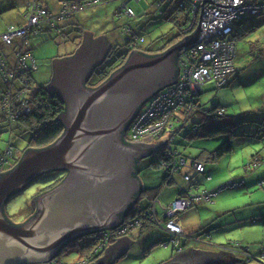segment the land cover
I'll list each match as a JSON object with an SVG mask.
<instances>
[{"label":"water","instance_id":"water-1","mask_svg":"<svg viewBox=\"0 0 264 264\" xmlns=\"http://www.w3.org/2000/svg\"><path fill=\"white\" fill-rule=\"evenodd\" d=\"M201 7L202 15L203 4ZM200 30L199 22L188 38L157 55L132 52L121 68L95 88L85 86L95 68H90L84 79L67 78L71 88L66 86L63 68L75 66L74 56L87 40L110 45L106 36L92 39V33L84 31V41L75 54L55 60L57 94L66 103L59 117L64 131L52 144L26 150L19 163L0 176V264H45L64 241L121 223L142 188L134 154L141 145L144 154L154 144L126 142L123 131L150 97L177 81V54L198 39ZM50 170L65 171L66 175L47 192L32 195L30 204L36 209L33 216L22 222L9 220L6 203ZM77 187L80 190L75 193ZM122 239L124 246L118 244L120 240L109 245L101 258L105 262L98 264L112 263L133 242L128 236ZM234 259L221 250L189 248L163 264H221Z\"/></svg>","mask_w":264,"mask_h":264},{"label":"trees","instance_id":"trees-1","mask_svg":"<svg viewBox=\"0 0 264 264\" xmlns=\"http://www.w3.org/2000/svg\"><path fill=\"white\" fill-rule=\"evenodd\" d=\"M3 1L4 0H0V5L3 7L0 9V12H5L4 10L9 6V9H7L9 11L12 9H18V15L22 22L8 23L6 27L0 32V134L2 132H8L9 134L13 133L23 139L25 146L23 149H18L13 145L11 140L7 142L5 148L0 145V148L2 149L0 152V176L18 164L26 150L48 146L56 141L64 131V126L59 120V117L66 110V103L56 92L50 90V85L54 75L52 68L55 60L58 58L55 59L53 57L48 59V66L50 67L51 75V78L48 82L38 83L36 80H34L33 75L39 70V65L33 52L32 38L40 33L41 30L45 31L52 29L54 31L56 30L57 34H62L67 39V42L72 41L73 38L71 35H73L74 32H77L78 29H70L74 28L73 25L70 24L65 26L64 23L75 15L81 13L78 11L65 18H62L61 20H56V17L51 20L44 19L39 24L29 28L25 36L14 38V41L9 44L4 42L1 36L8 32L11 28L19 29L26 26L28 24V20L30 19V7L28 6L29 0L24 1L23 10H20V5L17 3V0H9V3L6 5L3 4ZM36 1L39 2L43 8L52 13V15H57L60 10V2L66 0H59L57 9L55 10H51L49 7H47L43 0ZM82 1L87 2L89 0ZM110 1L114 2L116 0H100L98 4L86 9H93L102 5H106L109 4ZM118 1L120 2L113 11L111 17L115 21L114 24L112 23L115 28L113 29L117 31L119 40L121 42L117 43L115 41L114 44L112 43L110 45V50L107 57L98 67H96L93 74L91 75L90 80L92 85H95L96 87L108 79L112 73L121 68L132 52L138 51L147 55H157L165 52L170 47L176 45L191 35V33L188 31H191L189 28L193 27V10L190 4L185 0H183L184 5L182 6H180L181 1L178 0H153V6H156L155 8L160 11L164 18L171 20L174 24V28L177 30V34L173 37L170 33L160 36V39H163L164 42L162 46L159 44V39H152L150 41L147 40L146 36L149 35L143 31V26L139 21H135L133 24L132 21L137 18V15L134 8L129 4V1L131 0ZM137 1H139L140 5H143L141 4L142 0ZM128 9L133 10L134 14L128 15ZM141 11H144V14L147 12L145 5L142 6ZM241 23L242 22H239V25ZM236 28L238 29L239 27L235 26L236 32L233 34V40L236 44V49L239 40L256 44V41H252L249 38L248 40L246 39L247 35H244V30L239 31L238 29L237 31ZM192 30L193 32L195 31L193 28ZM112 37L115 38L113 35ZM116 38H118V36H116ZM237 53L238 49L234 60L235 69L231 74L237 70ZM26 54L27 60H25L24 64H21L20 62L26 57ZM179 76L180 72L178 66L176 80L179 78ZM228 82L229 81L227 79L224 84L217 85V87L225 86L228 84ZM199 93V95H194L190 99H187V104H189L190 108L183 106L181 109H178V111L173 114L170 124L164 130L163 135L171 124L173 127H175H172L173 129L170 135L172 142H170V144L168 143L170 149L166 143V145L158 152V160L156 159L155 161H152L154 166H163L165 169L166 175L164 176L161 185L157 187L146 188L143 187L141 183L142 188L140 193L139 195H136L135 202L128 209L126 214L122 215L120 226L112 229H105L106 233H101L103 234L102 237L106 239L105 245L107 244L108 247L111 245V243H116L121 240L122 237H125L129 233L128 230L134 226H139L140 228H137L141 230L144 229L151 234H154L156 229L163 232L161 236L157 237V239L147 245V247L144 249V255L151 253L153 247L157 245L167 248L172 247L174 250L182 251L186 245L185 243L190 240L198 243L214 244L213 240L215 235L213 234L214 231H212V228L209 227L210 225H208V230L201 224L200 229L197 231L187 232L185 237H180V244L178 246H176L172 241V238H175V236L172 235L167 229V223L171 220V218H177L182 223L180 214L189 208L201 204L203 201H193L188 208L177 211L174 216H167L165 211L167 210L168 212L170 205L176 201L177 198H191L195 193L205 190L201 188V184H196L195 181H192V184H189L184 179L185 174L182 172L183 167L179 165L180 161L186 160L192 164L194 162H200L205 164V166L208 164L213 165L218 163L223 156H226L233 151L232 137L234 135L232 134L231 129L245 122L240 120V117L237 118V116L234 115H227L225 113V107L219 104H213L209 109L205 108L200 100V95L203 93L202 87ZM146 104L147 101L140 107L137 115L133 118L134 120H131L128 123L126 127L127 134L130 132L131 125L137 118L141 109H145ZM184 118H186V121H184ZM177 123L180 124V126H175ZM188 123L192 125V131L187 134V137H216L221 134L226 137V139L215 149H203L204 151H201L196 156L189 157L187 154H184L175 148L173 144L174 137L180 131H182V129ZM261 132L263 133L261 136L264 137V128L261 130ZM162 138L163 137L160 139ZM168 150H172L174 152L172 157L167 156V154H170L168 153ZM151 155L143 157L142 159L140 158L141 160L138 161L136 169H138V164L140 161L150 157ZM263 161L264 154L255 153L252 156V160L249 161L248 167L254 171L262 165ZM50 171L60 172L61 170ZM63 172L66 175V172ZM246 173L249 174L248 172ZM176 174L181 175V177L183 175L184 182L182 179H177ZM62 179L63 178L61 177L55 182L46 186L39 194L52 189L57 184H59V181ZM257 179H259V183L264 186V177L260 176ZM229 181L238 183L237 186L234 187L237 189L243 188L246 185L250 186L248 182L249 180L247 181L246 176L233 177ZM186 187L187 190H184ZM230 187L232 186L227 187L225 182H223L219 186L218 190H226ZM190 189L192 190L190 191ZM206 190L208 192L217 191L215 188ZM216 196H212L208 201V204L211 205V202H214L213 199H215ZM154 200H156V202H154ZM164 200H167V204H164ZM245 213L249 214L250 212L248 210ZM5 215L9 219L7 213ZM31 216H33V213L27 219H29ZM254 218L255 217L252 218L253 222H255ZM121 229L124 230L123 233H119ZM83 236L84 237L80 236L75 238L71 244V247L80 251L81 255L79 257L81 259H84L82 257L85 256V258L89 259L88 262H91L92 264L102 263L101 255L103 256L104 252L97 255L96 257L90 258V256H88L91 253V250L98 243L97 235ZM141 240H144L143 234ZM163 243H167V246H162ZM216 245L221 251L225 252L231 257L236 258L233 260V262H223L221 264H250L252 261H257L258 264H264V247L260 250L259 254H255L251 247L252 244H247L244 241L238 239H230L224 243H218Z\"/></svg>","mask_w":264,"mask_h":264},{"label":"rangeland","instance_id":"rangeland-1","mask_svg":"<svg viewBox=\"0 0 264 264\" xmlns=\"http://www.w3.org/2000/svg\"><path fill=\"white\" fill-rule=\"evenodd\" d=\"M119 2L120 1L109 2V4L113 6V11L116 7V3ZM129 4L134 8L137 15V18L132 21L133 24L135 21H139L142 24L143 31L147 35H149L146 36L148 41L152 39H159V44L160 46H162L164 42L163 39H160V36L166 33H170L173 37L177 34V30L176 28H174L173 22L169 19L164 18L161 15L160 11L155 8L156 6H153V0H142L141 4L143 5H140L139 1L137 0H131L129 1ZM144 5L146 7L147 12L143 15H140L141 13H144V11H141L142 6ZM23 7L24 5L23 3H21L20 10H22ZM1 8H3L2 5H0V9ZM89 9L81 10L80 12H84ZM9 12L15 11L12 10ZM258 19L264 20L263 17H259L257 18V20ZM5 20H9V16H6L5 19H0V32L3 30L1 29V27L5 23ZM96 26L97 27H93L90 25V28H96V30H92L93 32H95V34L103 35L104 33L102 30L104 27L101 28L98 24ZM109 26L112 27V23H109ZM235 32L236 31L234 29V33ZM246 37L247 40L249 38L252 41H256V44H252L244 40L238 41V53L236 59L237 70L233 74L229 75L228 84L225 86L217 87L214 81L206 82L202 86L203 93L202 95H200L201 103L205 108L209 109L212 107L213 104H219L225 107V113L227 115H234L237 116V118L240 117V120L245 121L243 124L231 129L232 134L234 135L232 137L233 151L232 153L223 156L218 163L213 164L215 166V171L212 174H214L215 179L220 178L226 174L229 175L228 168H232L231 174L233 175V177H241L242 174L246 175V172L249 173V176H251L253 173H256L257 175L264 174V161L262 165L254 171L251 170L250 167H248L249 160H252V156L255 153L264 154V137L261 136L263 134L261 130L264 128V25H261L259 29L250 33L249 36ZM78 38L79 42L76 47H74L68 46L67 39L62 34H57L56 30H41L40 33L34 36L32 38L33 52L37 59L39 70L34 73L33 79L36 80L38 83L48 82L51 78L50 67L48 66V59L53 57L55 59H60L61 57H65L66 55V57L70 56L71 52H76L77 48L84 41V32L83 35L81 34V36ZM111 38L112 41L115 40L114 37ZM116 42H121L119 40V37L116 38ZM173 85L174 83L170 86ZM185 120L186 118H184V121ZM170 126L163 135L162 140L155 139L154 141H152V139H150L151 141L140 142L154 144H157L160 141H166V143L170 142V135L172 129L175 128L173 126ZM175 126L178 127L180 126V124L177 123V125ZM190 131H192V125L188 123L182 129V131H180L173 139L174 147L183 152L184 154H187V156L189 157L196 156L201 151H204L203 149H215L220 146L221 143L226 139V137L221 134L216 137L193 136L192 138H190L189 136L187 137V134ZM9 140H11L13 145L18 149H23L25 146V142L23 141V139L13 133L9 134L8 132H2L0 134V145L2 147L5 148ZM167 145L170 149L169 144ZM160 149H162V147ZM1 151L2 149L0 148V152ZM168 153H170L167 154L168 157H172V155L174 154L172 150H168ZM157 155L158 153L152 154L150 157L143 159L138 164L139 171L137 172V175L139 176L143 187L152 188L161 185L163 178L166 175L163 166L158 167L152 164V161H155L156 159L158 160L159 156ZM213 165L208 164V168H213ZM182 172L184 174L192 172L189 162L186 164V166H183ZM64 176L65 173L63 171H48L42 173L27 188L14 195L6 203L5 210L8 217L16 222H22L26 220L35 211L34 206L30 204L32 195H38L40 192H42L41 190L43 188L55 182L57 179L61 177L63 178ZM176 178L183 180V175L181 177V175L176 174ZM197 179L205 181L204 176L199 175ZM231 179L232 178H228L225 182ZM211 180L212 178L210 180H207L206 182L203 181L204 183L201 185V188H204L205 186L207 187L205 188V190L215 188L218 191L219 186L223 182L221 181L220 184L216 185L215 183H211ZM259 181L258 183H256V185L252 186L250 190L247 185L239 189L230 187L226 190H221L217 193L216 198L213 199L214 202H211L212 207L216 206L219 208V210H226L235 206H239L236 209L237 214L229 213L226 218H243L241 216L245 211L249 210V212H251L253 209L259 207L260 205L256 202L264 198V186H262ZM154 202H156V200H154ZM181 203L182 202H177L176 207H182ZM206 203L208 204V202ZM164 204H167V200H164ZM262 206L264 207V204ZM185 207L188 208L189 206ZM165 211L166 215L168 216L169 214L167 210ZM120 224L116 227H119ZM137 227L139 226H134L133 228H130L128 232L130 233V231L137 229V237H139V235H141V230L139 229L140 227ZM234 227L235 224L232 223L226 228V230L230 232L234 229ZM256 228L264 229L263 226H258ZM183 229L184 231L181 229L180 233L183 232L185 235L187 231L184 227ZM240 231L241 230H236L234 232L238 233ZM128 234L126 236H128ZM162 234L163 232L156 229L153 235H150L147 238L146 236H144V240H140L139 238H137L135 240L136 243L133 245L128 255L123 259H120L121 261L118 264H159L161 262H164V260H168L170 257L169 254L171 253L168 250L169 248L167 249V247H161L159 245L153 247L151 253L144 255V249L147 247V245L157 239V237L161 236ZM83 235L84 234L79 235L78 237H84ZM96 235L98 238V243L88 255L90 256V258L96 257L97 255L105 252L106 248L108 247L107 244L105 245L106 239L102 237L103 234L99 233ZM74 239L72 241H74ZM252 242L256 244L255 247H260L261 244L263 245L264 243V234L260 235L257 238H253ZM72 243L73 242H69L68 244L64 245V247L60 248L61 251L59 250L60 254L57 259L54 257L59 251L50 258L52 259L51 263L70 264L79 261L81 259L79 257L81 255L80 251L75 248H72ZM67 246L68 248L64 250V248ZM263 247L264 246H261V249ZM82 258L87 260V262H84L82 264H89V259L85 258V256Z\"/></svg>","mask_w":264,"mask_h":264},{"label":"built area","instance_id":"built-area-1","mask_svg":"<svg viewBox=\"0 0 264 264\" xmlns=\"http://www.w3.org/2000/svg\"><path fill=\"white\" fill-rule=\"evenodd\" d=\"M180 6L184 5L183 0ZM193 10V29L196 30L200 22V35L198 39L179 50L177 62L179 66L180 76L173 86H168L156 92L145 105V109H141L137 118L131 125L130 132L126 135V139L130 141H154L160 139L166 127L170 124L174 113L183 106L190 108L187 99L194 95H199L203 84L214 81L216 85H222L227 81L229 75L234 71V60L236 57V44L233 40L234 29L237 23L248 21L254 17H264V1L250 2L248 0H185ZM213 1V2H212ZM100 0H66L60 2V10L57 15H52L47 9L43 8L36 0H29L30 19L28 24L22 28L9 29L1 37L4 42L12 43L14 38L25 36L29 28L39 24L44 19L61 20L73 13L84 10L88 7L96 5ZM217 3V4H216ZM203 4V12L201 15ZM221 4V5H219ZM128 15L134 14L133 10L128 9ZM201 15V20H200ZM196 25V27H195ZM192 28L189 33H193ZM195 32V31H194ZM26 57L21 60L24 64ZM26 68V66H25ZM195 78V79H194ZM200 84V85H199ZM195 88V90H194ZM186 121V120H185ZM178 122V121H177ZM172 126V124H171ZM170 126V127H171ZM144 128V129H143ZM188 161L181 160L179 165L186 166ZM192 172L185 174L184 178L192 184L194 176L197 174H206V166L200 162L190 163ZM210 180L211 176L207 175ZM238 183L233 181L226 182L225 185L236 187ZM187 190V187L184 188ZM192 189H190L191 191ZM222 190V189H221ZM216 192L195 193L191 198L179 197L174 201L168 210V216H174L179 210L186 209L193 201L208 202L212 196H216ZM177 202H182L180 208L176 207ZM175 228V229H174ZM168 231L175 236L172 241L176 246L180 244V237H185L187 232L184 231L182 223L177 218H171L167 223ZM175 231V232H174ZM121 229L119 233H123ZM162 246H167L163 243ZM87 262L82 259L80 263Z\"/></svg>","mask_w":264,"mask_h":264},{"label":"crops","instance_id":"crops-1","mask_svg":"<svg viewBox=\"0 0 264 264\" xmlns=\"http://www.w3.org/2000/svg\"><path fill=\"white\" fill-rule=\"evenodd\" d=\"M24 1L25 0H17V3L19 5H20V3H23V5H24ZM43 1H44V4L47 5V7H49L51 10L57 9L59 0H43ZM116 1H118V0H116ZM116 1H114V2H116ZM248 1L260 2L262 0H248ZM3 2H4L3 4L6 5L9 3V0H4ZM117 5H118V3H116V6ZM9 7H7L4 10L5 12H3V11L0 12V19H2V18L5 19L6 16H9V20H5V23L2 25L1 29H4L8 23H20V22H22L19 15H18V9H15L14 10L15 12H9V10H7V9H9ZM23 9H24V7H23ZM115 9H116V7L114 8V10ZM112 14H113V6L111 4H106V5H102V6L81 12V13L75 15L74 17H72L71 19H69L68 21H66L64 23L65 26L72 24L74 28H70V29H75V30L78 29L77 32H74L73 35H71L73 40L68 42V46L76 47V45L79 42L78 37H80L81 34L83 35L84 31L91 32L92 33L91 34L92 39H96L99 36H102V35L95 34V32L92 31V30H96V28L95 29L90 28V25L93 27H97L96 26L97 24L100 25L99 27H101V28L104 27L102 30L104 33L103 35L106 36L107 39L111 41L110 45L112 43L114 44L116 41V36L119 37V35H118L117 31L114 30L115 29L114 26L109 27V23L114 24V22H115L114 19L111 17ZM143 14L144 13H141L140 15H143ZM257 18H259V17H254V18H252L246 22H242L240 25H239V23H237L236 27H239L238 28L239 31L244 30L243 31L244 35L249 36L250 33L259 29V27L261 25H264V20H260V19L257 20ZM62 26H63V24H62ZM61 29H62V27H61ZM238 29H237V31H238ZM104 30H105V32H104ZM112 35L115 36L114 41H112V38H111ZM257 42H260V41H257ZM74 54H75V52H71L70 56H73ZM62 58H64V57H61L60 59H62ZM53 72H54V70H53ZM214 167L215 166L213 165V168H208V165H206V171H207L206 174H198V175L196 174L193 178V182L195 181L196 184L199 183L202 185L204 182H206L208 180L207 175L212 176V180L210 182L215 183L216 185L220 184L221 181L225 182L226 179H228V178H233V175L231 174L232 168H228V174L229 175L226 174L220 178L215 179L214 174H212L215 171ZM199 175L204 176L205 181L204 180H198L197 177ZM256 175H257L256 173H253L251 176H249V174H246V175L242 174L241 175L244 177L246 176V178L249 180L248 181L250 184V186L248 185L249 190L252 186H254L257 183V181L259 180V179H257L258 177H260V176L264 177V174L257 175V176ZM205 188H207V187L204 186V188H202V189H205ZM199 189H201V188H199ZM256 203L259 204L260 206L257 207L256 209H253L249 214H246L245 213L246 211H245L243 213V215L241 216V217H243L241 219H230L228 217L226 218V216L229 215V213L237 214L236 209L239 206H235L233 208H229L226 210H219L218 207H216V206L212 207V205L207 204L205 201H203L199 205H196V206L182 212L180 214V217H181L182 225L186 229V231L187 232H195L194 229H197V230L200 229L201 224L203 226H205V228L208 230L209 229L208 225H210L209 227L212 228V231H214L213 234L215 235V238L213 240L214 244L198 243V242H195L193 240L192 241L190 240V241H187L185 243L186 245L184 246L182 251H177V250H174L172 247H168L169 249L168 248L167 249L169 250V252H171L169 254L170 257L168 260L176 257V255L179 253L187 251L189 248L219 252L220 249L218 248V246L216 244L224 243L230 239H238V240L244 241L245 243L252 244L253 246H251V247H252L253 252L255 254H259V252L261 250V246H264V243H263V245L261 244L260 247H255L256 244H254L252 242V239L257 238L260 235L264 234L263 228H261V229L256 228L258 226L264 227V207L262 206L264 204V198L261 200H258ZM253 217H255L254 218L255 222L252 221ZM232 223L235 224V227L232 231L229 232L226 230V228ZM136 230L137 229L132 230L128 234V237L131 240H133V242L131 244H129L127 250L110 264H118L121 261L120 259H123L124 257H126L129 253V251L132 249L133 245L136 243L135 240L137 238H139L141 240L142 234L144 236H146V238L149 237L150 235H153L150 232L148 233V231H145L144 229H142V230L140 229L141 235H139V237H137L138 233ZM236 230H241V231L236 233V232H234ZM168 260H164V262H161L159 264H163ZM207 264H214V263H207ZM250 264H258V263H257V261H252V262H250Z\"/></svg>","mask_w":264,"mask_h":264},{"label":"flooded vegetation","instance_id":"flooded-vegetation-1","mask_svg":"<svg viewBox=\"0 0 264 264\" xmlns=\"http://www.w3.org/2000/svg\"><path fill=\"white\" fill-rule=\"evenodd\" d=\"M84 46L85 47L83 49L78 50L77 54L74 56V59H76L75 60L76 61L75 66H73L71 68L69 67L67 69H65V67L63 68V70L65 71V73L63 75V78L65 80L66 86H68L69 88H71V85H70V82L67 81V78L69 80L71 79L72 81H75L76 77H78V79H80L83 76V78H81V79H84V75H86L88 70L90 68H91L90 69L91 71L94 68L96 69V67H98L105 60V58L107 57V55L109 53V50H110V45L107 44V43H104V42H95V43H93V42H89L87 40ZM56 72H58V70L56 69V67H54V73H53L54 75H53V79H52V82H51V85H50V89L51 90L55 89L56 93H58V91L60 92V90L58 88V84H56ZM90 78L85 83V86L87 88H95L96 86L92 85V82H91ZM126 135H127V128L123 131V139H124V141L127 142ZM160 140H162V139H160ZM170 142H172V138H171ZM170 142H168V143L170 144ZM163 143H165V142H163ZM136 146L138 147L139 145H136ZM140 147H141V149L138 148V150L136 151V153L134 154V157H133V161L135 162V164H137L138 161L141 160L143 157H147V156H149L151 154L158 153L160 148L163 147V145L156 146L155 144H153V147L151 145L152 148L148 149L146 151V153H144V154H142L143 153L142 151L144 150V146L141 145ZM139 152H141V153H139ZM140 154H142V155H140ZM78 190H80L79 187L75 188L74 192L76 193ZM35 211H36V209H35ZM35 211L33 212V215L35 214ZM104 230L105 229H103L101 231H98V232H95V233L93 232V233H90L89 235L85 234V236H92V235L99 234V233H106V230L105 231ZM78 235L79 234H77L73 238H70V239L64 241L63 244H62L63 245L62 247H64V245L68 244L69 242L70 243L73 242L72 240L74 238L78 237ZM121 243H123V246H124L125 242H123V239L120 240L118 244H121ZM66 248H68V246L65 247L64 250ZM113 250H114V247L113 248H109V250H107V254H106L105 258H107L109 256V254L113 252ZM60 251L58 253L56 252L57 254H56V256L54 258L57 259V257L60 254ZM115 253H117V251ZM116 257H118V256H116ZM51 261H52V259L49 258V261L45 262V264H53V263H51ZM80 261L81 260H79V261H77L75 263H70V264H78V263H80ZM102 262L104 263L105 261L102 260ZM38 263H40V262H34L33 261L30 264H38ZM88 263L92 264L91 262H88ZM60 264H64V263H60ZM107 264H109V262Z\"/></svg>","mask_w":264,"mask_h":264},{"label":"bare ground","instance_id":"bare-ground-1","mask_svg":"<svg viewBox=\"0 0 264 264\" xmlns=\"http://www.w3.org/2000/svg\"><path fill=\"white\" fill-rule=\"evenodd\" d=\"M193 229V228H192ZM194 231H197V229H194Z\"/></svg>","mask_w":264,"mask_h":264}]
</instances>
